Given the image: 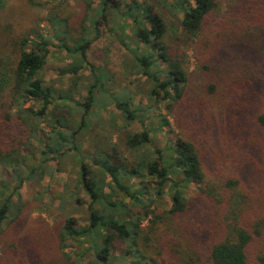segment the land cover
<instances>
[{"label": "trees", "instance_id": "16d2710c", "mask_svg": "<svg viewBox=\"0 0 264 264\" xmlns=\"http://www.w3.org/2000/svg\"><path fill=\"white\" fill-rule=\"evenodd\" d=\"M83 1L87 16L75 27L80 34L71 38L73 47L67 45L68 37L58 39L70 60L62 75H77L90 66L92 41L85 21L95 13L106 23L108 10L117 9L114 0H98L97 9L93 0ZM173 3L176 12L186 7L182 18L175 15L174 4L162 0H134L124 14L132 22L135 44L144 48L137 52L125 45L132 63L126 69L149 79L148 96L164 101L183 130L179 142L163 149L144 150L151 144L146 127L119 133L116 144L101 131L95 134L88 117L96 95H111L128 121L140 111L133 109L129 90L110 92L116 84L111 72L90 66L93 82L85 97L79 96V88L46 86L39 75L50 54V39L35 31L16 43L7 60L0 55V167L12 168L10 182L16 184L9 195L6 187L0 191V264H81L88 258L87 264L127 258L133 264H264V103L254 62L264 56V0ZM93 23L96 28L98 20ZM57 24L69 35L66 20ZM191 51L197 72L188 69ZM158 61L166 67L165 80L152 74ZM126 94L129 100H121ZM259 106L262 110L250 120ZM164 124L170 126L167 120ZM84 133L95 141V156L87 155L88 162L79 158ZM33 137H40L44 147L37 168L26 165L36 160ZM69 138L71 147L65 145ZM23 151L31 154L19 155ZM70 154L80 162L77 187L89 197L88 224L68 216L51 233L50 250L38 244L42 233H28L29 240L21 241L13 233L24 219L25 205L20 195L14 201L15 192L26 182L39 183L47 164H59ZM209 157L216 163L212 170L205 161ZM194 183L196 195L189 197ZM167 184L173 190L171 206L159 216ZM73 242L72 259L61 249Z\"/></svg>", "mask_w": 264, "mask_h": 264}, {"label": "rangeland", "instance_id": "374dc122", "mask_svg": "<svg viewBox=\"0 0 264 264\" xmlns=\"http://www.w3.org/2000/svg\"><path fill=\"white\" fill-rule=\"evenodd\" d=\"M133 1L114 0V5L117 6V9L110 8L108 10V22L106 23H103L95 13L91 14L87 21H85V26L88 28V39L92 41L87 51V59L89 65L94 67L96 71L111 72L110 74L113 75L111 82L114 81L116 84L110 88V92L119 94L122 89L132 92L130 102L133 109L136 107L140 111L137 113L134 121H128L125 114L118 109L117 105L110 98L111 95L100 93L96 95V100L92 104L89 112L90 117L88 118L94 125L96 132L94 133L103 132V138L110 139L112 144L119 143V133L141 132L146 127L151 132V144L145 147L144 150L152 152L155 149H163L170 144L174 145L176 142H179L182 139L183 130L177 125L174 118L167 113V110H165L164 105L166 103L164 101L158 103L148 96L149 79L142 75L136 76L133 69H126V63H132L129 60V53L125 45L129 46L131 51L141 52L144 50L142 46L135 44L131 34L132 22L129 21L127 16H124ZM137 1L142 2V0ZM162 1L174 4L173 2L176 0ZM97 6L98 0H93V8L97 9ZM174 8L175 15L178 18H182L181 15L186 12V7L180 6L178 12H176V4H174ZM224 11L225 7H223L219 15L223 14ZM86 16L87 8L83 0H0V55H3L4 59L6 58L7 60L9 53L15 48L16 43H19L23 38L30 35L32 31L45 34L50 39V54L47 56L46 63L40 72V78L46 86H55L56 88L68 91L79 88L81 90L79 96L85 97L88 85H91L93 82L90 66H86L77 75H62L60 72L68 68L70 60L67 57V52L61 49V43L58 39L68 37L67 45L72 48L71 38H78L80 34V28L75 27L81 25ZM61 19L66 20L70 25L72 30L69 35L63 34L60 27L57 26V23ZM96 20H98V25L95 28L93 22ZM33 38H35L34 36L32 40H35ZM255 49L259 50L260 46L255 47ZM247 52L252 53L253 51L247 50ZM187 55L189 62L188 69L197 72L199 67L193 51L188 52ZM254 62L257 66V75L260 78L261 89H263L261 100L264 103V56L258 57ZM254 70L256 71L255 68ZM152 74L159 75L162 80L168 77L165 65L159 61L152 70ZM120 99L127 101L129 100V96L126 94ZM31 104L28 103V106ZM261 110L262 106L256 107L249 119L252 120L254 115H258ZM47 118L51 120L50 115ZM165 120L169 122L170 126L164 124ZM46 124L47 122L45 121L44 125ZM82 139L80 141L81 154L79 158L86 160L85 157L90 155L94 159L95 141L93 136L91 135L90 137V135L84 133ZM31 142V148L34 150L36 160L33 159L26 165L37 168L42 160L40 152L44 147L40 142V137H33ZM70 143H72V140L69 138L65 145H70ZM77 143L79 144V141ZM22 154L28 155L31 152L23 151L19 155ZM205 161H207V165L212 170L216 164L212 157L207 158ZM16 163H19V161H16ZM90 164L92 163L90 162ZM79 166L80 162L75 154L64 156L60 159L59 164L52 162V164L49 163L45 166V175L39 183L36 181L26 182L20 189H17L14 201L17 202L16 198L20 195L25 208L23 213L24 219L20 226L14 227L16 229L13 234H18L21 241L29 240V237L26 235L28 233L34 232L37 235L42 233L38 244L50 250V240L53 243L51 233L54 228L60 227L68 216L72 215L78 219L82 226L88 224V206L90 201L87 193L84 190L82 191L81 187L79 189L77 187L80 180ZM0 168V191L2 192V188L6 187L8 189L7 194L9 195L15 191L16 186V184L10 182L12 168L10 166ZM241 170L244 175V169ZM244 178H246V175H244ZM246 179L250 180L251 177ZM131 182L136 187L140 185L139 180L135 178L131 179ZM244 184L246 185V182ZM196 188L195 183L191 184L187 195L194 197L196 195ZM254 190L257 191L259 189L256 186ZM164 192V201L161 203L162 209L157 211L159 216L163 214L164 209L168 210L171 206L173 190L169 184L164 187ZM6 227L7 224H4L3 230ZM30 241L35 242L32 237ZM73 243H69L67 249H64L62 246L63 255H71L72 252L76 251L77 244L74 243L73 246ZM84 245L87 246V244ZM71 246H73L72 249ZM115 254L117 258H122V252ZM125 260V262L117 260L112 264H133V259L127 258ZM65 262L66 264H70L68 260ZM88 262H90L89 258L82 261L81 264H87ZM60 264H63V262Z\"/></svg>", "mask_w": 264, "mask_h": 264}]
</instances>
